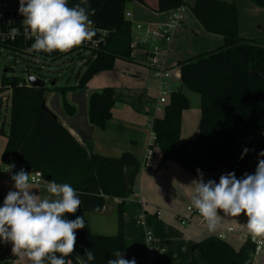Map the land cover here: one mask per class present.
<instances>
[{"label":"trees","instance_id":"16d2710c","mask_svg":"<svg viewBox=\"0 0 264 264\" xmlns=\"http://www.w3.org/2000/svg\"><path fill=\"white\" fill-rule=\"evenodd\" d=\"M77 2L69 0V6ZM127 2L140 3L155 13L187 6L183 0H89L90 7L96 10L91 17L94 26L107 31V36L105 44L89 54L76 86L31 87L25 80L6 77L13 73L10 68L4 70L0 81V93L8 91L10 100L8 132L1 155L3 165L23 164L28 171L39 172L45 182L70 184L82 201L83 217L100 213L110 200H120L114 236L91 233L84 219L81 237L68 257L73 264L77 255L84 256L86 249L95 254V260L89 264H107L114 250L124 253L125 259L134 255L124 238L123 216L126 201L133 195L139 165L129 153L110 158L81 146L45 106L46 95H60L63 113L73 117L75 109L64 99L67 92L84 89L95 75L111 70L115 60L132 59L131 23L125 18ZM251 2L264 8V0ZM189 9L204 31L220 36L223 43L213 51L178 63L181 84L200 97L199 133L194 141L180 138L181 115L189 108V100L180 91L173 92L162 118L151 121L161 154L160 165L173 161L193 176H198L197 169L207 175L219 173V168L225 173L234 172L237 178L252 174L258 154L264 151V35L259 40L241 38L233 4L196 0ZM0 47L23 54L20 41L6 42ZM119 101L121 95L110 87L92 93L88 99L90 125L103 129ZM141 102L142 97L138 96L130 105L137 110L136 103ZM245 149L248 151L241 158ZM3 200L0 197L1 203ZM253 251L254 245L249 241L235 250L226 241L209 236L192 246L189 264H200L196 254L205 264H254Z\"/></svg>","mask_w":264,"mask_h":264},{"label":"crops","instance_id":"0c3cea01","mask_svg":"<svg viewBox=\"0 0 264 264\" xmlns=\"http://www.w3.org/2000/svg\"><path fill=\"white\" fill-rule=\"evenodd\" d=\"M183 1L189 8L193 6L196 0ZM187 6L182 7V20L175 30L176 35L172 38V43L170 42L165 58V67L173 69L177 75L173 80L171 88L173 92L180 91L184 96L185 94L182 92L184 86L179 79L178 63L213 51L223 43L220 36L210 35L204 31L193 15L186 11ZM172 12L155 13L140 3L127 2L125 4V18L131 23V27L132 25L134 26L133 29L131 28L133 61L121 62L124 64L120 65L125 72L130 74L118 76L117 73L100 72L87 83L84 89L67 92L64 99L75 109L73 117H68L63 113L62 97L60 95L54 92L48 93L45 102V106L74 139L81 146L90 148L92 153L110 158H118L122 153H129L136 159L139 169L133 184V195L126 201L129 205L123 216V230L124 238L134 250L138 264H189L191 248L194 244L201 242L209 236L217 237L221 233L225 234L224 241L235 250H238L245 242L241 234L243 229H234L228 226L226 230L228 228L233 229L230 233L219 228L216 233H210L207 231L206 224L201 216L190 214L186 211V207L191 202L189 195L191 189L187 185H190L198 176L189 174L173 161L166 162L162 167L160 165L161 154L157 145L153 147L151 168H144L146 151L150 134L152 133L150 124L153 118H162L163 110H155L153 108L158 97V84L152 78V73L148 68L147 62L153 42L145 37L143 30H136L135 27L147 24H151L154 27L160 26L167 21ZM238 35L244 39H262L261 35L253 37L254 35H248L243 31L241 32V30H239ZM184 37L189 38V42L190 39L191 41H195L187 46H183L181 40ZM118 61L120 60H116L115 64ZM140 62H142L141 65ZM107 87L115 89L121 95V101L114 105L105 127L100 129L90 125L88 121V99L92 93L100 92ZM0 94H2L0 96L1 108L3 102L8 104L9 92L5 91ZM5 94L8 95L6 98L4 97ZM138 96L142 97V102L140 104L136 103L137 110H135L130 105V101L135 100ZM200 119V101L199 105L195 101L194 106L190 104V108L182 112L180 138L186 141H194L199 133ZM5 135L0 139V182L3 183L0 184V197L2 198H5L7 192L13 188V181L10 179L11 173L5 171L8 165L5 166L1 163V155L6 144ZM18 171L14 170L12 173ZM221 174L226 173L221 171ZM203 176L205 179L206 174H203ZM45 184L46 182L43 181L42 185L37 186L38 189H34L33 191L40 194L41 197L49 196L45 190ZM119 203V199H113L106 203L100 213L84 214L89 231L93 234L114 236L117 230V223L115 231L114 226L112 227L110 231L112 233L105 234L100 232L105 230V217L110 215L112 219L115 216L117 218L116 206ZM179 205H181V208L183 206L185 208V211L182 213H180L181 209L178 207ZM144 214H146V218L150 217L151 219L147 221V226L144 221L143 225L135 223L144 232V238L138 239L131 233L128 227V219L136 217L138 220ZM180 214H183L184 218H187L189 222L187 227H182L180 224L182 218ZM152 215L155 218H152ZM245 229L246 226L244 227ZM146 231H152L154 234V237L152 235V246L155 251L152 257L148 253V244L145 240ZM161 234L174 240L177 244H174L171 248L158 247L156 236ZM195 256L200 264H205L198 254ZM19 259L22 264H31L24 257H19ZM252 262L254 264H264V256L259 252L258 255L253 256Z\"/></svg>","mask_w":264,"mask_h":264},{"label":"clouds","instance_id":"9594fccd","mask_svg":"<svg viewBox=\"0 0 264 264\" xmlns=\"http://www.w3.org/2000/svg\"><path fill=\"white\" fill-rule=\"evenodd\" d=\"M95 11L89 0L72 6L69 0H19L18 8L24 38L33 41L30 50L38 59L41 53H67L86 42L97 43L98 29L91 18ZM259 157H264V151L258 154L254 173L237 178L229 172L222 174L218 183L212 179L205 182L197 169L198 178L187 186L191 189V207L203 218L208 232H217L222 217L244 214L247 233L254 241L264 239V159ZM14 167L10 164L5 170L11 173L13 188L0 206V243H10L12 254L26 257L31 264H73L68 257L75 251L76 230L83 229L85 221L83 216L69 220L65 214H75L81 206L77 190L68 183L49 180L45 184L49 196L41 197L33 191L39 182L32 173L24 169L12 173ZM112 256L107 264H136L134 258L125 259L120 250H114ZM94 260L92 250L86 249L83 257L76 256V264Z\"/></svg>","mask_w":264,"mask_h":264},{"label":"rangeland","instance_id":"374dc122","mask_svg":"<svg viewBox=\"0 0 264 264\" xmlns=\"http://www.w3.org/2000/svg\"><path fill=\"white\" fill-rule=\"evenodd\" d=\"M3 1L4 0H0V4ZM224 1L229 4H233L236 9L238 33H239V30H241V32L243 31L244 33H247L248 35H254L253 37H257L256 35H261L260 37H263L264 35V8L255 6L251 2V0H224ZM7 2L10 6H12L15 3V0H7ZM188 9L189 8L187 7L186 11L190 12V10ZM125 16H126V13H125ZM131 28L133 29L134 26L132 25ZM175 35H176V31L174 32L173 38L175 37ZM193 41H191L190 39V42H189V38L187 37L186 38L184 37L181 40V42H183V46H187L191 44V42ZM88 56L89 54L87 53H83L82 55H79V56L77 55V53H71V54H66L56 60L43 63L26 54H21V52H13L3 47H0V81H1L2 75L4 74V70L7 68H10L12 69L13 73H7L6 77L15 76L19 79L25 80L26 75L30 74L44 81L45 87L48 89L51 88V83H54L55 87L57 88L74 86L75 84H77L79 77L81 76V74L86 68ZM131 58H132V55H131ZM132 61H133V58L130 61L120 60L116 64L114 62L112 69L106 72H110L111 74L117 73L118 76L123 75V74H130L128 72H125V70H123L120 64H124L121 62H132ZM141 63L142 62H140V65ZM172 83L173 81L171 82V85ZM182 92L185 94V96L189 100V108H190V104L191 106L192 105L194 106L195 101H197L199 105L200 98L197 93L190 91L186 89L185 87L182 88ZM1 95L2 94H0V96ZM6 96L8 95L5 94L4 97L6 98ZM9 106H10V100L8 104H5L3 102L0 108V126L2 129V134H0V139L4 137L3 135H5V133L7 134L8 132L7 122L9 119ZM161 109L163 110L164 106H162ZM158 114H161V113H158ZM0 184H3V183L0 182ZM178 207L181 209L180 213L185 211L184 206L183 208H181V205H179ZM116 210H117V206H116ZM126 210H127V207H126ZM180 215L182 217L180 224L182 225V227H187L189 225L187 218H184L183 214H180ZM141 216H143L142 220L145 222L147 226L148 225L147 221L150 220L151 218L150 217L146 218V214L141 215ZM153 216L154 215H152L151 217L155 218ZM136 220H137L136 217H130L128 219V227L133 235H135L138 239H143L144 238L143 229L135 224ZM246 222H247L246 215L241 214L239 217H235L231 221H226V220L221 219L218 228L220 230L221 229L226 230L228 226H231L234 229L239 228V229L244 230V227L246 226ZM116 223H117L116 216L114 219H112L110 215L105 217L104 219L105 230H103V232H100V233H105V234L112 233L110 231L113 226H114V231H115ZM150 232L152 233L154 237L153 232L152 231ZM156 239L158 241L157 246L160 248H171L173 247L174 244H177L174 240L166 237L164 234L157 235ZM260 253L262 254V256H264V248L261 249ZM24 258L27 259L26 257ZM251 259H253V255L251 256Z\"/></svg>","mask_w":264,"mask_h":264},{"label":"built area","instance_id":"2783aa9c","mask_svg":"<svg viewBox=\"0 0 264 264\" xmlns=\"http://www.w3.org/2000/svg\"><path fill=\"white\" fill-rule=\"evenodd\" d=\"M19 8V0H15V3L10 6L7 0H4L0 5V45L3 43H14L16 41H20L23 45V54H26L34 59H37L43 63L50 62L56 60L66 54L77 53V55H82L83 53L90 54L92 51L98 50L101 46L105 44V39L107 36V31L98 29L97 36L94 38L98 42L93 44L91 42H86L85 44L72 49L67 53H59L53 52L52 54H40V59L37 58V54L30 50V46L32 44V40H26L23 35V25L21 24L23 20V16H21L18 12ZM182 8L174 10L171 15L168 17L167 21L157 27H154L151 24L137 25L136 30H143L145 33V37L149 38L153 44L148 54V68L152 73V78L157 82L158 87V97L153 105L155 110H161L162 106H165L168 102L170 95L173 93V89L171 88V82L177 77L174 73L173 69H168L165 67V58L168 52V48L170 42L173 38L175 30L178 28L180 21L182 20ZM18 30L19 34H16L15 31ZM26 84V78H25ZM151 126V124H150ZM156 145V139L153 133L150 134L149 144L146 151L144 168H151V161L153 155V147ZM14 164L15 167L12 169L20 170L24 169L28 173H32L34 179L38 181L37 186H41L43 183V179L39 172H31L26 169L23 164L11 163ZM10 165V164H9ZM3 203L0 202V206ZM186 211L190 214L198 215V212L191 207V202L186 207ZM143 216H140L137 220V225H143ZM232 228H228L226 230L227 233L232 232ZM245 241H249L254 245V251L252 253L253 256L259 254L261 249L264 247V239L257 238V240H253L251 236L247 233V229L241 232ZM219 239L224 240L225 234L221 233L217 236ZM145 240L148 244V253L149 256H154V248L152 246V234L149 231L145 232ZM12 245L0 243V264H22L19 257H16L11 252ZM135 259L136 264H138V260L135 255L129 256L126 259Z\"/></svg>","mask_w":264,"mask_h":264},{"label":"water","instance_id":"95a60500","mask_svg":"<svg viewBox=\"0 0 264 264\" xmlns=\"http://www.w3.org/2000/svg\"><path fill=\"white\" fill-rule=\"evenodd\" d=\"M26 81L28 83L29 86L31 87H36V88H40V87H43L45 86V83L44 81H42L41 79L33 76V75H26ZM54 83H51V86H53ZM221 171H222V168H219V173H215V174H207L205 176V182L209 179H212V180H215L217 183L219 182V178L220 176L222 175L221 174ZM220 215L223 216V213L221 212ZM78 216H82V209H81V206L77 209L76 213L75 214H68L66 213L65 214V217L69 220H75L76 217ZM234 217H222V219L226 220V221H231ZM81 233H82V229H79V230H76V236L77 238H80L81 237Z\"/></svg>","mask_w":264,"mask_h":264}]
</instances>
